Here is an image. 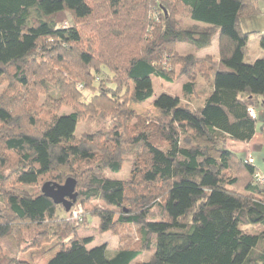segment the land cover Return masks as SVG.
I'll use <instances>...</instances> for the list:
<instances>
[{
	"label": "trees",
	"instance_id": "trees-1",
	"mask_svg": "<svg viewBox=\"0 0 264 264\" xmlns=\"http://www.w3.org/2000/svg\"><path fill=\"white\" fill-rule=\"evenodd\" d=\"M260 17V0H0V264L53 238L47 264H264V182L227 147L264 135V58L245 61ZM154 78L184 80L156 121L129 108ZM68 178L77 220L42 192ZM87 217L137 238L91 247Z\"/></svg>",
	"mask_w": 264,
	"mask_h": 264
},
{
	"label": "rangeland",
	"instance_id": "rangeland-1",
	"mask_svg": "<svg viewBox=\"0 0 264 264\" xmlns=\"http://www.w3.org/2000/svg\"><path fill=\"white\" fill-rule=\"evenodd\" d=\"M260 3H261V7L264 9V1L260 0ZM244 29L246 31H258L260 33H264V17H260L257 19L250 18L245 20ZM260 38L261 37L259 33H253L250 36L249 51L245 61L252 62L258 58H264V49L260 47ZM197 55L199 57L211 55L215 59H217L219 56L218 36H215L213 38V43L210 47L199 51ZM183 81L184 80H178V81L174 80V82L172 83V82H166L159 78H154V93L151 96V98H149V100L143 104H136L131 102L129 104V108L131 110H134L136 113L140 114L141 116L148 118L149 120L156 121V119L160 116V113L154 107L153 101L162 93L180 95ZM5 86L6 83L0 84V92ZM258 110L260 111V113H262L261 114L262 117H264V108H258ZM70 112H71L70 108L62 107L60 114H68ZM258 121L259 124H262L264 122L263 119H261V116L258 119ZM85 130H86L85 122H82L77 129V134L80 135ZM262 152H264V150L262 149L257 150V153L255 154L257 159H263ZM130 168H131V162L128 161L124 163L123 168L120 172L111 173L109 171H105V175L116 179H127L129 177ZM74 207L75 205H72L70 209ZM61 214L63 215V217L66 215L65 212H61ZM99 223L100 222L98 218L87 217L86 222L83 225H81L77 231V234L80 237H86V236L93 237V242L91 243V247L101 244H106L109 249H115L119 245H121V238H123V243H126L130 238L134 240L137 238V233L135 227L133 226H128L125 229H121L120 226L117 232L109 231L106 233H101L98 228ZM154 247H155V239L153 240V249ZM59 248L60 246L58 241L53 238L50 242H45L38 247H31L25 250L24 252L19 254L18 258L22 261L28 262L29 264H47L48 261L57 254ZM151 253L152 252H144L138 257L137 260L138 261L148 260Z\"/></svg>",
	"mask_w": 264,
	"mask_h": 264
},
{
	"label": "crops",
	"instance_id": "crops-1",
	"mask_svg": "<svg viewBox=\"0 0 264 264\" xmlns=\"http://www.w3.org/2000/svg\"><path fill=\"white\" fill-rule=\"evenodd\" d=\"M257 114V119H259L261 116V119H263L264 121V117H262V113H260L258 109ZM227 147L245 160H248L249 156L252 157L254 159V165L262 174H264V152H262L263 159H257L255 156L257 150H264V135L262 134V132L257 131L254 137L249 142L228 139Z\"/></svg>",
	"mask_w": 264,
	"mask_h": 264
},
{
	"label": "water",
	"instance_id": "water-1",
	"mask_svg": "<svg viewBox=\"0 0 264 264\" xmlns=\"http://www.w3.org/2000/svg\"><path fill=\"white\" fill-rule=\"evenodd\" d=\"M76 180L68 178L64 183L46 182L42 186V192L51 197L55 203L63 204L66 211L77 201Z\"/></svg>",
	"mask_w": 264,
	"mask_h": 264
},
{
	"label": "built area",
	"instance_id": "built-area-1",
	"mask_svg": "<svg viewBox=\"0 0 264 264\" xmlns=\"http://www.w3.org/2000/svg\"><path fill=\"white\" fill-rule=\"evenodd\" d=\"M249 114L253 117H256V112L253 108H250L249 109ZM248 161L250 162H253L254 159L252 157L249 156L248 158ZM256 179L259 181V182H264V174H262L261 172H257L256 173ZM82 214V208L80 206H77V207H74L71 211V214H70V218L72 220H77L80 218Z\"/></svg>",
	"mask_w": 264,
	"mask_h": 264
}]
</instances>
